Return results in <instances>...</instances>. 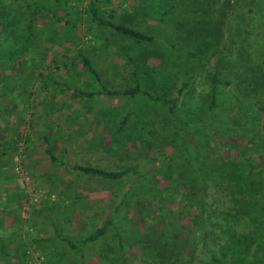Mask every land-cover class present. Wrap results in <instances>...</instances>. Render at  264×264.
<instances>
[{
	"label": "rangeland",
	"instance_id": "obj_1",
	"mask_svg": "<svg viewBox=\"0 0 264 264\" xmlns=\"http://www.w3.org/2000/svg\"><path fill=\"white\" fill-rule=\"evenodd\" d=\"M245 1L227 0L226 3L218 4V2L210 0L209 4V0H0V89L9 92V94L11 92L13 99L9 102L14 103L18 99H21L22 102V99L29 96L31 87L36 88V90L31 89V91L37 92L38 89L45 99L49 96L63 97L64 103L62 105L65 110L69 107L71 114L79 112L77 116H81L92 112V115L79 120L70 115L71 120L64 125V127H68L66 125L69 123L73 135L82 136L84 141L87 143L92 141L91 143L97 147L98 152L96 151L95 157L86 158L90 165L106 170L129 166L136 170L149 172L145 178L136 172L127 173L119 179H105L90 174V176H95L93 182L80 183L79 187L85 186L86 191L87 189H102L109 193L107 192L105 195V191H99V198L101 197L100 201L98 200L99 204H91L88 207L86 201L81 200V194H78L74 199L81 210L80 215L77 216V227L71 228L67 234L73 235L72 237L82 235L87 228H91L99 219L109 214L111 220L100 236L89 247L81 251L82 259H78L79 264H145L142 255L143 248L150 244L159 245L160 240H158L157 234L160 231L170 233L172 229L169 230V227L172 228L176 223L180 225V227L174 226L178 234L182 232L186 235L189 232L185 225L189 224V218L188 216H180L176 210L177 218H169L167 223L169 227L165 229L164 226L161 228L165 224L162 221L164 215L160 211L150 213L151 218H148V224L141 223L140 217H137L136 209L145 206L150 207V205L151 207L155 206V203H150L148 200L144 188H141L143 183L151 180L153 186L159 192L162 191L163 199H166V195H170L164 187L160 188L166 182L163 178L166 166L158 169L157 165L162 164L159 161L166 152L172 153L174 149L173 139L164 145L157 143L156 140L149 143L147 138V130L150 131L151 129L149 122L144 123L142 127H138L137 123L149 115L156 117L162 115L164 113L162 107L140 94L130 98L106 96L94 92L93 96L89 97L77 95L74 91L76 89L95 91L100 89L102 85L115 88L127 86L130 83L129 73L132 62H124L121 55L122 51L129 47L132 53H134L133 50L136 52L141 48L143 51H151L152 54H157L159 57L150 56L148 63H156L159 69L163 68L165 79H168L167 82H173L174 87L183 86V90L188 91L191 95L194 94V97L201 96L202 90L207 88L209 66L215 60L214 56L208 57L209 49L213 47L209 45L208 29L209 21L215 20L216 17L219 16L226 25L233 26L237 23L238 26L236 32L230 33V43L229 40L222 41L225 46L222 45L220 48L221 42H219L216 45L217 49L223 53L230 50L231 53L239 52L251 56L256 54L259 61H264V0H255L254 3L247 5ZM93 3L98 15L104 20H110L105 15L104 10L111 9L118 16L114 22L132 26L153 35L155 39L134 44L130 39L120 36L108 26H98L96 20L89 18L88 8ZM24 4H29V8ZM34 4L39 7V11L33 19L34 28L32 35H30V42L27 45L24 44L26 46L24 47L22 39L25 34V22L30 15L29 9ZM127 5H130L129 8ZM131 9L132 13L129 14ZM148 19L154 22H148ZM225 29L224 26L221 27L223 39L229 35ZM234 36L236 37L234 39L235 44H232ZM79 50L88 56L91 67L98 72V80L92 78L90 70H86L79 61L77 54ZM199 54L200 57H198ZM256 56L252 57L253 62L256 61ZM157 57H162V62L158 61ZM238 66L237 64L229 71H238L240 68ZM259 72L264 73V62ZM204 76H206V80H203ZM227 78L232 81L234 74L229 73ZM39 82L44 86L39 84L40 86L37 88ZM2 84L3 87L1 88ZM16 91L19 94L13 93ZM172 94L176 95L178 99L182 98V94L175 91ZM66 97L69 98L68 102L65 101ZM245 99L250 100L248 97ZM8 106L17 107L15 104ZM55 106L60 107L59 104ZM44 108L43 105H40V109L44 110ZM36 110L38 111L35 112L34 116L38 115L41 129H44L46 123L54 127V122H64L62 116H48L46 119L44 118V124L43 119H41L42 112L39 109ZM63 110L60 111L63 112ZM155 110L157 113H153ZM126 111L130 114L122 130L118 132V120ZM232 112L234 113L233 123H224L223 120L222 122L232 127L234 141L243 143L245 140H240L237 132L243 131L247 127L241 120L242 117L236 118L237 112ZM139 116L141 117L138 118ZM59 125V129H61L62 126ZM19 129L22 130L23 128ZM140 130L143 131L141 135L143 138H133V134L140 132ZM260 130L261 127L257 129V131ZM246 131L250 130L246 129ZM138 134L140 135V133ZM175 142L174 140L173 144ZM17 143L23 144L22 138L18 136L14 138L13 153L9 161L10 168L13 164L14 149H17ZM226 151L227 149H223L221 153L225 154ZM0 156H3V153ZM22 162L31 176L36 179L26 167L24 158ZM151 168H153L152 172L149 171ZM79 175L89 174L80 172ZM16 181L19 183V189L22 190L25 199L23 203L32 204L26 198L25 187L18 179ZM73 185L75 184L70 181L71 189H73ZM82 186L80 188L84 189ZM135 187L137 188L134 189ZM124 194H126V202L123 204L120 200ZM211 200L212 197L210 196L209 201ZM134 202L136 206H133ZM163 202L169 209H177L176 198L167 203L166 200ZM82 210H84L83 215ZM85 216L90 220H85ZM0 220H2L1 217ZM142 224L144 225L143 229ZM6 228L0 224V240L2 241L0 243L2 246L7 245L10 240L15 241V233ZM149 228H153L154 231L151 236ZM236 229L246 231V227ZM29 230L30 227H28ZM25 233H21V241L25 243L27 252L31 253L27 255L28 262L31 264H48L42 253L44 250L34 246ZM64 233L66 232L64 231ZM147 233H149L148 236ZM137 234L140 235L139 238ZM103 240L107 241L106 247L98 244L99 241ZM171 240L173 242L179 241L177 233L173 234ZM161 243V246L166 243L164 238ZM251 251L252 248H250ZM100 253L105 255V262L101 261L100 257L97 260ZM204 253L201 251V256L204 257ZM263 253L264 250H260L255 252L252 257L242 255L238 262H235L237 259L232 260V258H227L226 261L230 264H264ZM164 257L167 258V263L171 259L178 260V256L175 254ZM16 262L14 260V263ZM188 264L201 263L195 257Z\"/></svg>",
	"mask_w": 264,
	"mask_h": 264
},
{
	"label": "trees",
	"instance_id": "obj_2",
	"mask_svg": "<svg viewBox=\"0 0 264 264\" xmlns=\"http://www.w3.org/2000/svg\"><path fill=\"white\" fill-rule=\"evenodd\" d=\"M213 1L218 4L227 2V0ZM254 1L246 0L245 2L247 5ZM26 6L29 8V4ZM31 6L22 39L24 47L30 42V35L34 28L33 19L39 11L37 5ZM88 12L89 18L96 20L98 26H108L134 44L155 39L153 35L132 26L113 22L110 19L109 9H105L104 13L110 20H104L98 15L94 3L88 8ZM223 26L226 28L225 32L229 34L224 37L225 39L221 30ZM237 29V23L233 26L226 25L219 16L209 21V45L213 47L209 49L208 57L214 56L215 60L209 66L207 88L202 90L203 93L199 97L184 91L183 86L174 87L173 82H167L168 79H165L163 68L160 70L158 64L148 63V58L158 56L157 54L143 51L141 48L136 52L133 50L134 53H132L129 47L124 49L121 55L124 62H132L129 73L130 83L127 86L115 88L102 85L95 91L80 89L74 91L77 95L89 97L93 96L94 92L100 95L130 98L140 94L162 107L164 112L162 115L158 117L149 115L137 123L138 127H142L144 123L149 122L151 128L150 131L147 130L149 143L156 140L157 143L164 145L173 139L172 153L166 152L159 161L162 164H156L158 169L166 166V172L163 175L166 182L160 188L164 187L170 195H166V199H163L162 191L159 192L151 180L143 183L141 188H144L148 200L150 203H155V206L136 209L137 217H140L141 223L148 224L147 220L151 218L150 213L160 211L164 215L162 221L165 224L161 228L164 226L167 229L168 219L171 217L176 219L177 210L180 216H188L189 224L185 227L189 233L178 234L174 227L176 225L180 227L178 223L172 228L169 227V230L172 229L170 233L160 231L157 234L160 244H150L142 250L145 264H188L195 257L201 264H230L226 261L227 258L237 259L235 262H238L242 255L252 257L255 252L264 250V73L259 72L264 61H259L256 54L244 55L239 52L231 53L230 50L223 53L216 48L219 42H221L220 48L222 45L225 46L222 41L229 40L230 43V36ZM234 39H236L235 36L232 44H235ZM77 54L84 68L90 70L92 78L98 80V72L91 67L88 56L80 50ZM253 56H256L255 62L252 60ZM158 61L162 62V57L158 58ZM237 64L240 67L238 71H229ZM229 73L234 74L232 80L234 82L227 78ZM205 78L206 76L203 80H206ZM173 91L182 94V98L178 99L172 94ZM245 97L250 100H246ZM232 111L237 112L236 118L242 117L241 120L247 127L237 132L238 138L245 140L243 143L234 141L232 127L224 124L233 123ZM153 113H157L156 110ZM129 114L130 112L126 111L119 118L118 132L122 130ZM259 127L261 130L257 131ZM142 132V130L138 132L140 135L133 134V138H143ZM174 140L176 142L173 144ZM223 149H227L225 154L221 153ZM16 151L17 149L14 153ZM71 168L105 179H119L127 173L136 172L145 178L149 174L147 170H136L129 166L106 170L75 163ZM149 171L152 172L153 168ZM210 196L211 201H209ZM175 198L177 203L175 210L169 209L163 202L166 200L167 203ZM120 202L123 204L126 202V194ZM135 202L133 206H136ZM110 220L111 215H106L100 226L87 237L79 239L77 243L64 236L59 238L72 248H80V243L83 244L87 240L98 237L106 229ZM242 227H246V231L236 229ZM149 231L151 236L154 232L153 228H149ZM172 233H177L179 241L171 240ZM15 237H17L16 246L13 245L15 241L12 242V240L4 246L0 243V264H31L27 256L31 253L27 252L25 243L20 240L19 235L16 234ZM137 237L139 238L140 235L137 234ZM163 238L166 243L161 246ZM250 248H252L251 252ZM201 251L205 252L204 257L201 256ZM174 254L178 256V260L171 259L167 263L168 260L164 256ZM14 260L17 262L14 263Z\"/></svg>",
	"mask_w": 264,
	"mask_h": 264
},
{
	"label": "crops",
	"instance_id": "obj_3",
	"mask_svg": "<svg viewBox=\"0 0 264 264\" xmlns=\"http://www.w3.org/2000/svg\"><path fill=\"white\" fill-rule=\"evenodd\" d=\"M129 6L127 5V8ZM109 11L110 19L113 22L116 21L117 14L111 9ZM131 13L132 9L129 14ZM150 21L152 20L148 19V22ZM40 83H38V87L36 86L37 88L42 85ZM31 89L33 88L31 87ZM31 89L29 90V96L22 99V102L21 99H18L14 103L9 102L13 99L11 92L9 94V92L0 89V154L3 153V156H0V217L2 218L0 224L7 227L8 231H13L15 235H19L20 240H22L21 233L26 232L25 235L31 243L44 250L42 253L48 264H79L78 259H82L81 251L89 247L100 235L94 240L80 243V248H72L62 241L59 236L67 237L77 243L79 239L87 237L100 226L103 217L91 228H87L85 230L86 234L75 235L74 237L67 234V231H71V228L77 227V216L80 215L79 212L81 211L74 200L75 197L81 194V200H85L88 207L91 204H99L98 200L101 198H99V191H105L104 194L108 191L102 189H87L86 191L85 186L81 185L84 189H81V186L79 187L81 182H93L96 175L94 177L90 176V173H87L89 175H79L81 171L73 170L71 166L75 163L90 165L87 159L95 157L98 149L91 143L92 141L87 143L82 139V136L73 135L69 123L66 125L68 127H64V125L71 120L70 115L79 120L92 115V112L81 116H77L79 112L71 114L69 107L65 110L62 105L64 103L63 97L49 96L45 99L38 89L37 92L31 91ZM34 89L36 90V88ZM13 93L19 94L18 91ZM34 94L36 95L34 96ZM65 101L68 102L69 98L66 97ZM14 104L17 105L16 108L8 106ZM56 104H59L61 108L55 106ZM40 105L45 107L44 110L40 109ZM36 109L42 112L41 119L43 121H41L44 124V118L46 119L48 116H62L64 122L59 123L56 121L54 127L46 123L44 129H41L38 115L34 116L35 112L38 111ZM60 110H63V112ZM59 124L62 126L61 129H59ZM19 128L23 129L20 130ZM16 136L22 138L23 141L22 158L26 162V167L36 178L44 193L52 192L55 196L54 199L45 197L35 205L23 203L25 199L22 190L19 189V183L12 173L9 162ZM70 181L75 184L73 189L70 188L71 185L69 186ZM83 211L81 212L82 215L84 214ZM84 218L90 220L86 216ZM28 227H30L29 231ZM106 242V240H103L99 241L98 244L106 247ZM16 244L15 241L13 245L16 246ZM99 257L101 261L105 262L104 254L100 253L98 258L96 257L97 260H99Z\"/></svg>",
	"mask_w": 264,
	"mask_h": 264
},
{
	"label": "built area",
	"instance_id": "obj_4",
	"mask_svg": "<svg viewBox=\"0 0 264 264\" xmlns=\"http://www.w3.org/2000/svg\"><path fill=\"white\" fill-rule=\"evenodd\" d=\"M22 151L23 144L17 143V151L14 155V160L12 164V173L14 176L21 182V184L25 187L26 198L32 204L38 203L45 197L50 199H54L55 196L52 192L46 194L39 186L36 179H34L28 170L25 168L22 162ZM37 254V253H36Z\"/></svg>",
	"mask_w": 264,
	"mask_h": 264
}]
</instances>
